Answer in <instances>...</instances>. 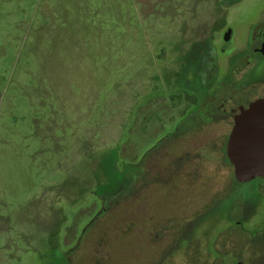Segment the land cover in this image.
Masks as SVG:
<instances>
[{
  "label": "rangeland",
  "instance_id": "374dc122",
  "mask_svg": "<svg viewBox=\"0 0 264 264\" xmlns=\"http://www.w3.org/2000/svg\"><path fill=\"white\" fill-rule=\"evenodd\" d=\"M235 1L0 0V264H264V178L217 155L107 209L195 121V42L264 16Z\"/></svg>",
  "mask_w": 264,
  "mask_h": 264
},
{
  "label": "flooded vegetation",
  "instance_id": "af4514ba",
  "mask_svg": "<svg viewBox=\"0 0 264 264\" xmlns=\"http://www.w3.org/2000/svg\"><path fill=\"white\" fill-rule=\"evenodd\" d=\"M230 7L228 5L226 9ZM221 26L225 38H221L220 50L210 37L201 43L195 42L202 48L197 51L196 59L200 71H191L192 77L191 72L184 69V73H188L185 76L186 91L193 98L190 99L193 103L181 114L182 121L188 116L195 121L192 124L177 123L155 153L146 156L147 160L141 166L142 172L139 175L142 183L137 188L138 194L146 192L151 185H157L156 181L151 183L152 179L165 177L168 183L174 182L183 175L184 168L191 167L189 164L201 162L210 155L221 157L232 168V183L244 184L235 176L227 148L235 126L234 114L264 99V16L257 20L243 46L235 26L225 17ZM229 47L231 49L228 51ZM211 132H215L213 137ZM200 146L208 149L201 151ZM125 172L124 177L128 180L130 177L127 178ZM193 174L194 171L191 178H194ZM66 256L67 259L69 255Z\"/></svg>",
  "mask_w": 264,
  "mask_h": 264
},
{
  "label": "water",
  "instance_id": "95a60500",
  "mask_svg": "<svg viewBox=\"0 0 264 264\" xmlns=\"http://www.w3.org/2000/svg\"><path fill=\"white\" fill-rule=\"evenodd\" d=\"M234 117L227 149L237 180L245 183L264 176V99Z\"/></svg>",
  "mask_w": 264,
  "mask_h": 264
},
{
  "label": "trees",
  "instance_id": "16d2710c",
  "mask_svg": "<svg viewBox=\"0 0 264 264\" xmlns=\"http://www.w3.org/2000/svg\"><path fill=\"white\" fill-rule=\"evenodd\" d=\"M139 181H140V176H136L135 178H132L130 180V184H129L128 180L124 177L123 180L121 181L122 184H120V186H119V190L114 194V198L111 197V201H113V202L109 201V206L107 209L109 210L110 205H112V204L116 205L118 203V201H124L125 199L129 198L131 195H133L135 193L138 194V190L137 191H135V190L131 191V190L136 189ZM129 187H130V190L127 192Z\"/></svg>",
  "mask_w": 264,
  "mask_h": 264
}]
</instances>
